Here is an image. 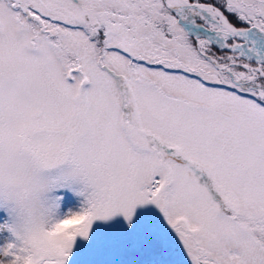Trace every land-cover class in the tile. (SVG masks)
I'll return each mask as SVG.
<instances>
[{"label": "snow or ice", "instance_id": "1", "mask_svg": "<svg viewBox=\"0 0 264 264\" xmlns=\"http://www.w3.org/2000/svg\"><path fill=\"white\" fill-rule=\"evenodd\" d=\"M0 264H264V0H0Z\"/></svg>", "mask_w": 264, "mask_h": 264}]
</instances>
